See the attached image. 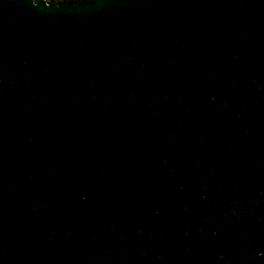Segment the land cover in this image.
Segmentation results:
<instances>
[{
    "label": "water",
    "instance_id": "1",
    "mask_svg": "<svg viewBox=\"0 0 264 264\" xmlns=\"http://www.w3.org/2000/svg\"><path fill=\"white\" fill-rule=\"evenodd\" d=\"M0 264H264V0H0Z\"/></svg>",
    "mask_w": 264,
    "mask_h": 264
},
{
    "label": "snow or ice",
    "instance_id": "2",
    "mask_svg": "<svg viewBox=\"0 0 264 264\" xmlns=\"http://www.w3.org/2000/svg\"><path fill=\"white\" fill-rule=\"evenodd\" d=\"M33 6L39 5L41 0H31ZM74 3H79V0H73ZM43 3L47 6L49 4H57L58 6V0H43Z\"/></svg>",
    "mask_w": 264,
    "mask_h": 264
}]
</instances>
